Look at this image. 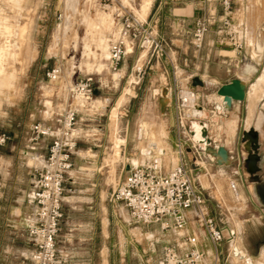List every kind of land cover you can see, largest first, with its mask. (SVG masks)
Listing matches in <instances>:
<instances>
[{
    "label": "rangeland",
    "instance_id": "374dc122",
    "mask_svg": "<svg viewBox=\"0 0 264 264\" xmlns=\"http://www.w3.org/2000/svg\"><path fill=\"white\" fill-rule=\"evenodd\" d=\"M2 1L0 135L10 136L9 133L11 140L0 146V264H3L5 256L3 216L13 213L16 210L13 207L15 205L18 208L22 207L20 209L22 212L26 210L25 199L32 180L33 168L42 167L49 145L48 139H40L36 145L28 142L32 127L61 114L69 105L79 110L85 116L84 119L94 120L79 123L74 127L78 130L74 134L87 143V148H90L92 153L74 157L75 171H78L74 177L77 182L74 188L67 187L72 191L67 194L82 197L83 194L89 193L101 201L99 219L108 220L105 228L102 224L104 235L106 231L109 232L106 245H111L114 253L117 251L125 253L127 264H158L163 248L172 244L175 237L170 231H161L157 225L145 226L130 221L122 205L112 203V192L130 168L144 164L153 155H161L165 167L169 168L176 163L174 142L178 117H181L187 134L191 122L200 120L199 122L205 123L210 147L218 145L230 151L229 163L218 165L202 150L201 159L196 161L198 168L194 171L199 183L201 181L206 186L205 178L208 182L206 188L202 186V191L210 215L221 228L234 232L230 245L222 243L220 247L222 253H226L228 249L229 258L226 264H243L238 259L244 255L242 250L253 260L259 259L264 250V159L260 162L257 180L252 179L246 173L243 161L246 156L241 136L244 111H239L233 138L228 142L225 136L217 138L215 132L217 125L227 117L229 111L208 113L207 110L213 104V100L207 95L215 92V86H205L200 96L194 95L198 86H192L191 81L187 79L193 73V67L188 62L187 67H184L182 63L184 59H193L195 53L196 57L203 58V64L207 57L210 62H218L226 59L223 57L237 56L243 60L245 56L246 60H243L238 68H228L242 78L248 73L251 74L247 81L249 84L252 83L264 69V30L261 32L256 30L264 28V0H231L233 21L244 20L248 28L242 48L238 50H234L218 37L215 26L210 28L201 49L196 50L190 44L194 20L202 17L208 9V5L202 0H186L187 4L194 7V14L189 18V22H185L181 32H177L173 26L175 16L171 14V8H168L167 3L162 4V12L154 17L158 19V31L152 35L158 46L163 49L164 55H160L158 47L152 46L145 50L138 48L136 43L133 46L129 43L132 53L126 54L124 59L130 64H135V67L133 71L127 70L124 78H120L117 84H114L112 74L119 72V69L112 71L108 62L99 56V50L92 47L97 54L96 59L83 55L89 53L90 45L86 40L87 47H83L85 22L89 16H93L97 8H101L97 1L90 0L92 2L90 8L89 0H75L78 2L76 16L64 10L63 4L66 0H16L24 4L22 8L15 0ZM117 1L140 21L146 19L141 18L137 12L142 0ZM148 6L149 0H145L141 9L142 16L145 15ZM117 7L118 5L114 3L109 10H103L105 12L103 14L109 13L114 20L113 10ZM217 10L219 11V8ZM79 12H83V17ZM58 13L62 14L61 20L58 19ZM66 16H70L71 22L64 23L68 28L63 34L65 37L54 42L53 34L58 26L63 25ZM114 24L117 32L116 20ZM108 32L104 33V38L106 41L109 39L110 46L115 40L116 32L114 34ZM175 39H181L182 42ZM257 42L263 45V51L255 49ZM35 51L36 57L32 56L35 59L28 61L30 52L34 54ZM94 64H107V67L102 73L97 74L88 70L90 67L92 69ZM209 68L212 71H219L214 64L209 65ZM247 68L252 69L251 72L246 70ZM51 69L59 70L54 80H49L45 76ZM87 77H91L95 82L100 80L101 91L90 96V99L98 98L102 102L100 110L95 105L83 107L75 99L74 81ZM253 83L248 94V107L253 112L250 125L254 127L255 124L256 128L261 103L264 100V97L260 100L264 94V85L255 91ZM163 88L169 91L167 97L169 100L166 104H162L160 97L162 92L159 93ZM186 95L187 101H184ZM197 98H200V105L205 107V112L200 110L205 116L198 113L200 111L197 110ZM253 104L255 105L252 106ZM173 117L176 123L172 127L169 118ZM262 123L257 129L261 138L264 129ZM151 127L154 134L151 133ZM152 142L155 145L151 146ZM10 145L16 146L18 153L11 152ZM31 146L34 147L33 151L30 149ZM133 159L136 160L135 165L132 164ZM187 161H189L187 165L193 168L195 160ZM3 201L7 203L4 207ZM66 203L64 209H69ZM19 240L22 241L20 238ZM8 243L10 246L17 244L5 238V246ZM237 245H240L242 250L241 248L239 250ZM13 259L12 264H16L17 260ZM114 264H119L117 256L114 258Z\"/></svg>",
    "mask_w": 264,
    "mask_h": 264
},
{
    "label": "built area",
    "instance_id": "2783aa9c",
    "mask_svg": "<svg viewBox=\"0 0 264 264\" xmlns=\"http://www.w3.org/2000/svg\"><path fill=\"white\" fill-rule=\"evenodd\" d=\"M103 10H113L116 20V39L109 46L108 66L116 71L125 57L124 41L131 46L135 43L140 49L149 50L161 46L152 35L149 25L140 21L117 0H95ZM208 9L202 17L194 20L190 44L201 49L210 28L216 27L218 36L234 50L242 48L244 32L233 21L231 0H202ZM219 8V11L217 10ZM62 14L58 13L61 20ZM157 58V55H155ZM58 69L47 71L45 76L54 80ZM140 71V68L138 69ZM91 77L76 79L73 91L85 99L92 95ZM77 109L67 106L49 121L32 127L30 142L36 145L40 139H48L47 153L41 168H35L32 191L33 214L27 225V237L33 245L28 257L29 264H58L56 239L63 216L64 182L73 169L72 157L75 154L79 137L74 134L78 122ZM176 124L174 154L176 163L165 167L161 155H153L144 164L130 168L122 181L113 190L111 201L122 205L129 220L145 226L157 225L161 231H170L172 244L163 248L158 264H211L206 244L210 246L212 264L220 261V246L226 239L232 242L234 232L223 229L209 213L202 186L194 171L196 161L190 168L184 161L187 148L200 154L191 141L181 117ZM8 136L0 135V146ZM225 236L227 238H225Z\"/></svg>",
    "mask_w": 264,
    "mask_h": 264
},
{
    "label": "crops",
    "instance_id": "0c3cea01",
    "mask_svg": "<svg viewBox=\"0 0 264 264\" xmlns=\"http://www.w3.org/2000/svg\"><path fill=\"white\" fill-rule=\"evenodd\" d=\"M89 1H88V6L91 8L92 2H90V4H89ZM178 1H179V3H178ZM15 2L17 3V5L20 8H22V6H24V4L21 1L17 2L15 0ZM144 2H145V0H142V3L140 4V9L137 10V12L141 18H146L144 21L149 25L152 32L158 31V27H159L158 19L157 18L155 19L154 17H157L159 15V13L162 12V9H163L162 4L167 3L168 8L169 9L171 8V14L173 16H175L173 26L177 32L182 31V28L184 27L185 22L186 21L189 22V18H191L194 14V7L192 6V4H190V5L187 4L186 0H170L169 2H168V0L167 1H165V0H152V2H151V0H149L148 9H147L145 15L142 16L141 9H142V5ZM79 14L83 17V12L82 13L79 12ZM106 14L110 16L109 13H106ZM87 15H89V13ZM0 16L3 17V1L2 0H0ZM234 21H235V24L243 30L244 36H245L246 31H248L246 21L241 20V22H240L239 19H234ZM256 30H257V32H261L264 30V28L256 29ZM191 32H192V30H191ZM108 33H110V34L114 33V20H113V18H112V25H111V28H110ZM243 38L245 39V37H243ZM175 40L182 42L181 39H175ZM108 41H109V39H107V41H106L107 50L109 47ZM244 42H245V40H244ZM131 53H132V48L129 45L127 54H131ZM32 54L33 53L30 52L29 57H28V61L35 59L36 51H35V57H32L33 56ZM218 56H220V55H218ZM141 57H143V55ZM192 58L193 59H189V58L184 59L183 60L184 63H182V65L184 67H187V62H188L189 65L191 67H193L192 68L193 73L188 76V78H187L188 80L191 81L192 78L197 77L203 83V86L198 87V89L195 91L194 95L200 96L201 95L200 93L205 88V86L206 87L209 85L215 86V92L209 93L207 95V97H210L213 100V104L210 105L209 110H207L208 113H210V114H214L215 111H217L215 105L222 101L221 98L218 97V95L216 94L217 89L221 85L228 83L231 79H238L245 84V100L242 102H233L231 105V108L228 110L229 112H228L227 117L221 121L223 125L227 120L229 121V119L232 122H234L233 131H232V135H231V138H233V136L235 135V132H236V128H237V122L239 120V116H238L240 113L239 111H244V113H245L243 116V120H244L243 130L246 129L245 123L247 122L248 103H249L248 94L250 93L251 84L260 76L262 71L255 78V80L249 84V82L247 81V78L250 77L251 74L248 73L246 77L242 78V76H240L239 74H237L235 72L232 73L230 71V68H228V67L238 68V65H240L243 60H246L245 56L243 57V60L237 56H235V57H223L226 59L221 60V61L218 60V62H210L208 57H207L206 62L204 64L202 62L203 58L200 59V58L196 57V53H195V55H193ZM104 60L107 62L106 59H104ZM181 62L182 61L180 60V64H181ZM211 64L216 65L217 68L219 69V71L218 72L212 71L209 68V65H211ZM97 65L98 64H94L90 71H93L97 74H100V73H102L104 68L107 67V64L106 65L102 64L103 68L101 69V71H97V69H96ZM134 67H135V64H130L126 61V59H123V61L121 62V64L118 67L119 72L112 74V79H113L114 84H117V82L120 78H124L127 70L130 69L133 71ZM246 70L251 72L252 69L247 68ZM100 84H101L100 80L98 82L93 81L92 93H96V92L101 91V85ZM76 97H75V99H82L83 101H85L83 103H80V105L83 107L86 105H89V106L95 105L99 110L101 108L102 102L98 98H93V99L91 98L88 100V99L82 98V97L77 96V95H76ZM261 98H260V100H261ZM88 101H91V102H88ZM258 102H257L256 106H258ZM46 104H47V102H46ZM83 104H85V105H83ZM200 104H201L200 98H197L198 111L202 110L205 112L206 111L205 107L201 106ZM260 110H261V113H262L263 119H264V110L261 109V107H260ZM77 112H78L77 124L83 123L85 121H93L94 120V119L91 120V119H87V118L84 119L85 116H83L79 112V110H77ZM252 115H253V112H252ZM97 116H101V115H97ZM233 118H235V119L232 120ZM251 119H252V116H251ZM263 119H262V121H263ZM169 120L172 123L171 126L172 127L175 126V123H176L175 117L169 118ZM262 121H261V123H262ZM261 123H260V125H261ZM250 124H251V120L249 122L248 128L251 127ZM254 128H255V124H254ZM258 128H256V130ZM76 131H78V130L75 129L74 132H76ZM8 135L11 136V134H9V133H8ZM10 136H8L9 139L7 141L11 140ZM262 136L263 137L261 138V135L259 134V144H260V150L259 151H260V153L264 151V131H263ZM28 142H30V139L28 140ZM175 142H176V133H175ZM175 142H174V145H175ZM153 145H155L154 142H152L151 146H153ZM26 147H28V145H26ZM30 149L33 151L34 147L31 146ZM226 150H227V148H226ZM10 151L14 152V154L18 153V149L16 148V146L14 147V146L10 145ZM227 152H228V154H230V151L227 150ZM87 153H92L90 148H87V143L82 141L81 139H78L75 154L72 157L73 169L70 171V173L66 177L64 185H63L64 186V200H65V202H67L66 204H68L69 209L63 208V216H62V219L60 221L59 232H58L57 239H56V248L58 251V264H114V258L116 256L118 257L119 264H127L125 253L120 252V251H117V253H114L113 249L111 250V248H112L111 245H108V246L106 245V241L109 239V232L106 231L105 232L106 235H104L103 229L105 228L108 220L106 218H104L103 221L101 220V218L99 219L98 213L101 211V201H98L97 198L92 197V195H90L89 193L83 194L82 197L68 196V194H67L69 192L70 193L72 192L69 189L74 188L75 184L77 182L76 177H74L76 174H78V171L77 170L75 171L74 157L77 155H86ZM199 159H201L200 154L198 155L195 152L190 151V149L187 148L186 154L184 157V161L186 162V164H188L187 162H189L187 160H190V161L195 160L198 162ZM132 164L133 165L136 164L135 159L132 160ZM34 170H35V168H33L32 180L30 181L29 191H28V193L26 195V199H25L26 200V210H24V212H22L20 210L22 207L18 208L15 205L13 207H15L16 210L13 213L11 212L10 215L3 216V241H4L3 242V254L5 255V256H3V264H12V258H14L13 260H17L16 264H29L28 257L33 250V245L31 244V242H29L28 237H27V225H28L30 218L32 217L33 210H34L33 204L31 201V197H30V194L32 191V183H33L34 175H35ZM200 177L201 176H199V179H200ZM205 181L207 184L206 186L203 185L200 181V184H201V186H203V188H206L208 186V182H207L206 178H205ZM87 190H90V189H87ZM6 204L7 203H5L3 201V207ZM10 207L12 208V206H10ZM64 207H65V204H64ZM102 224L104 225V228H103ZM263 237H264V235H263ZM5 238L8 241H12L13 243H17V244L16 245L13 244L12 246H10V243H8L5 246ZM19 238L22 241H20ZM225 238H227V237L225 236ZM223 243L229 246L231 242L229 243L225 239L223 241ZM205 246L207 248V252L209 255V263L212 264V253H211L210 246L208 244H206ZM5 248H6V250H4ZM239 248H241L240 245H239ZM241 250H242V248H241ZM227 252H228V249L226 250V253H222V250L220 249V261L217 264H226V262H228L229 254H227ZM242 252L244 255L238 259L241 260L243 262V264H261L262 262H264V250L261 252L260 258L257 259L256 261L253 260L252 258H250L249 256H247L243 250H242Z\"/></svg>",
    "mask_w": 264,
    "mask_h": 264
},
{
    "label": "bare ground",
    "instance_id": "6f19581e",
    "mask_svg": "<svg viewBox=\"0 0 264 264\" xmlns=\"http://www.w3.org/2000/svg\"><path fill=\"white\" fill-rule=\"evenodd\" d=\"M78 1V0H77ZM91 2V1H90ZM89 2V4H90ZM64 5V9L69 11L72 15L76 16L77 14V10H78V2H76L75 0L73 1H65V4ZM95 9V8H94ZM105 13L103 11L102 8H97L95 10V13L93 14V16H89L87 19H86V22H85V36L83 37L82 39V42H83V47H85L87 44V42H85L86 40L90 42V45H89V53H83V55H87V56H91L93 57L94 59H96V56L97 54L92 50V47H94L96 50H99L100 54L99 56L101 57V59H106L107 62H108V59H109V47H108V50H107V44H106V40L104 38V33H106L107 31H109V29L111 28V25H112V18L111 16L107 15V14H103ZM68 22H71V18L70 16H66L63 20V25L62 26H58V28L55 30L54 34H53V40L54 42L59 40V39H63V34L66 32V30H68V28L64 25V23H68ZM116 32L115 30V24H114V33ZM113 33V34H114ZM115 36V35H114ZM116 39V37H115ZM129 42L127 40L124 41V46H125V54L128 53V47H129ZM264 45V44H263ZM263 45L260 44V43H256L255 45V49H257L258 51H261L262 48H263ZM87 47V46H86ZM88 49V48H87ZM50 50V49H49ZM145 51V50H144ZM263 51V50H262ZM145 53V52H144ZM49 54V52H48ZM258 55V54H257ZM33 56H35V53L33 54ZM103 68V65L102 64H98L97 65V71H101V69ZM88 70L90 71L91 70V67L88 68ZM264 85V69H263V72L260 74V76L255 80V82L253 83V89L256 91V90H260L262 88V86ZM162 92V94H160V97H161V102L162 104H166L168 102V95H169V91L168 89L166 88H163L159 91V93ZM187 94V93H186ZM263 94V92H262ZM77 96H80L82 97L81 95L79 94H76ZM264 95V94H263ZM184 101H187V95L184 96ZM221 98V102L218 103L216 105V109L217 111L219 112H223L225 111L226 109H223V97L221 96H218ZM77 98V97H76ZM83 98V97H82ZM79 101V104L80 103H83L85 101H83L82 99H77ZM189 100V99H188ZM183 101V100H182ZM255 104H253L252 106H254ZM254 108V107H253ZM252 109L248 107V113H247V122L245 123V130H248V126H249V122L251 120V116H252ZM204 112H199V115L200 116H205L203 115ZM206 118V117H205ZM203 119V118H202ZM201 119V120H202ZM229 119V118H228ZM235 118H233L232 120H234ZM195 120V119H194ZM200 121V120H199ZM199 121H195V122H192L191 123V132H192V135H191V139L197 143L200 148L202 150H204V152L210 157V158H213L215 159L213 156L216 157V155H213V153L215 154L216 153V149L220 146L216 145L215 147H210V138L208 137L207 135V126L205 123L203 122H199ZM205 122V121H204ZM143 124V123H141ZM140 124V126H142ZM209 125V124H208ZM145 126V125H143ZM215 126V125H213ZM233 126H234V122H232L230 119L229 121L227 120L224 125L222 124V122L220 124L217 125V128H216V137L217 138H220L221 136H226V141L228 142L230 139H231V135H232V131H233ZM141 128V127H140ZM144 131H145V127H143ZM147 128V127H146ZM150 128V127H149ZM152 128V127H151ZM214 128V127H213ZM214 128V129H215ZM254 128V127H253ZM142 129V128H141ZM213 129V130H214ZM256 129V128H255ZM151 129H149L148 131L151 132L152 134H154V131H153V128L152 130L150 131ZM140 132L142 133V131L140 130ZM146 133V132H145ZM148 134V133H147ZM145 135V134H144ZM215 135V134H214ZM147 136V135H146ZM153 136V135H152ZM154 138H155V135H154ZM222 139V138H221ZM216 142V141H215ZM223 147V146H222ZM216 160L218 161H222V162H225L223 161L220 157H217ZM236 223V222H235ZM236 230V229H235ZM238 246V245H237ZM236 247V246H235ZM234 247V248H235ZM237 249V248H236ZM238 249H239V246H238ZM234 250V249H233ZM240 250V249H239ZM242 252V251H241ZM240 254V253H239ZM238 254V255H239ZM243 254V253H242Z\"/></svg>",
    "mask_w": 264,
    "mask_h": 264
},
{
    "label": "water",
    "instance_id": "95a60500",
    "mask_svg": "<svg viewBox=\"0 0 264 264\" xmlns=\"http://www.w3.org/2000/svg\"><path fill=\"white\" fill-rule=\"evenodd\" d=\"M191 85L202 87L203 83L199 80V78L194 77L191 79ZM216 94L218 96L223 97V109L229 110L233 102H242L245 100V84L238 79H231L228 83L221 85L217 89ZM191 123L189 124V131H188L190 139L192 135ZM241 136L243 139V149L246 153V156L243 160L245 164V171L252 179L257 180V173L260 170L259 169L260 156L258 154L259 133L255 128L250 127L248 130H242ZM191 141L196 145L197 150L199 152H202L200 146L197 143H195L192 139ZM213 155H216V157L213 156L215 158L214 160L216 164L227 165L229 163L228 152L224 147L222 146L218 147L216 149V153L215 154L213 153ZM217 157H220L225 162L222 161L220 162L216 160Z\"/></svg>",
    "mask_w": 264,
    "mask_h": 264
},
{
    "label": "flooded vegetation",
    "instance_id": "af4514ba",
    "mask_svg": "<svg viewBox=\"0 0 264 264\" xmlns=\"http://www.w3.org/2000/svg\"><path fill=\"white\" fill-rule=\"evenodd\" d=\"M264 97V95L262 96V98ZM262 98H261V100H262ZM263 104H264V100L262 101V103H261V109H263L264 110V107H263ZM260 114V118H259V121H258V126L256 127V128H258L259 126H260V123H261V121H262V119H263V115H262V113L260 112L259 113ZM263 123H262V125L264 126V119H263V121H262ZM263 131H264V129H263ZM259 133V132H258ZM259 150H260V144H259ZM258 150V154H259V156H260V162H261V160L262 159H264V153H260V151ZM260 162H259V169H260ZM264 194V193H263ZM263 197H264V195H263Z\"/></svg>",
    "mask_w": 264,
    "mask_h": 264
}]
</instances>
